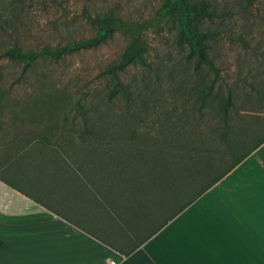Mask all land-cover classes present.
Returning <instances> with one entry per match:
<instances>
[{
    "label": "crops",
    "instance_id": "obj_1",
    "mask_svg": "<svg viewBox=\"0 0 264 264\" xmlns=\"http://www.w3.org/2000/svg\"><path fill=\"white\" fill-rule=\"evenodd\" d=\"M0 108V264H264V141L179 213L93 141Z\"/></svg>",
    "mask_w": 264,
    "mask_h": 264
},
{
    "label": "rangeland",
    "instance_id": "obj_2",
    "mask_svg": "<svg viewBox=\"0 0 264 264\" xmlns=\"http://www.w3.org/2000/svg\"><path fill=\"white\" fill-rule=\"evenodd\" d=\"M203 3L218 15H194L191 21L209 31L203 39L213 66L201 64L200 75L206 72L216 84L235 86L237 105L264 115V100L253 101L255 84L264 81V0H0V53L15 47L34 53L27 63L0 54V108L56 123L58 135L65 137L89 138L83 126H104L153 138L164 111L179 115L183 128H190L187 96L199 76L193 62L198 45L185 39L180 20L188 11L199 12ZM107 13L127 22H157L139 34L148 66L127 65L117 73L132 90L135 109L149 107L147 117L139 115L134 123L122 115L124 99L109 97L115 79L103 72L127 37L115 32L94 45L61 49L100 32L87 18ZM262 130L247 142L253 144Z\"/></svg>",
    "mask_w": 264,
    "mask_h": 264
},
{
    "label": "trees",
    "instance_id": "obj_3",
    "mask_svg": "<svg viewBox=\"0 0 264 264\" xmlns=\"http://www.w3.org/2000/svg\"><path fill=\"white\" fill-rule=\"evenodd\" d=\"M200 14L208 19L218 15L207 3H203L199 12L188 11L180 20L185 39L193 46L198 45L193 49L196 54L193 62L199 76L187 96L191 111L190 128H183L186 124L180 123L179 115L164 111L158 119L160 123L153 138H146L144 134L140 136L130 128L117 131L116 128L108 129L104 126H83L81 129L92 137H72L93 141L89 149L96 156L109 158L116 177L122 178L126 175L135 178L143 190L151 186L158 188L160 212L166 205L169 207V216L163 223L179 213L264 141L263 133L253 144L247 142L259 131H263L264 115L258 114L253 108L237 105L235 86L216 84L206 72L200 75L201 64L209 68L213 66L206 54L208 44L203 39L209 31L191 23L194 15ZM87 19L96 24L100 32L88 38L67 42L61 49L94 45L105 37H111L115 32L124 34L127 37L125 46L119 56L103 69V72L115 79L109 97L124 99L126 106L122 115L128 119V123H134L139 115L147 117V104H140L135 109L131 98L133 92L127 84L119 81L117 73L127 65L148 66L143 54L146 44L139 39V34L146 26L157 22H127L110 13ZM0 54L12 60L22 59L26 63L34 57V53L23 52L18 47L6 49ZM253 90L254 103L263 101L264 81L255 84ZM177 125L179 128H175ZM150 139L160 143L147 144L146 141ZM226 157H229L228 163L222 165Z\"/></svg>",
    "mask_w": 264,
    "mask_h": 264
}]
</instances>
